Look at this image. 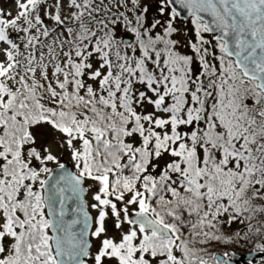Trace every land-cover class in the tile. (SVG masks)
Returning <instances> with one entry per match:
<instances>
[{
	"label": "snow or ice",
	"instance_id": "1",
	"mask_svg": "<svg viewBox=\"0 0 264 264\" xmlns=\"http://www.w3.org/2000/svg\"><path fill=\"white\" fill-rule=\"evenodd\" d=\"M238 255L264 264V0H0V264Z\"/></svg>",
	"mask_w": 264,
	"mask_h": 264
},
{
	"label": "water",
	"instance_id": "2",
	"mask_svg": "<svg viewBox=\"0 0 264 264\" xmlns=\"http://www.w3.org/2000/svg\"><path fill=\"white\" fill-rule=\"evenodd\" d=\"M243 254V253H240ZM258 257H256L255 259H257ZM235 264H248L247 259L241 260L239 255L236 257V262Z\"/></svg>",
	"mask_w": 264,
	"mask_h": 264
},
{
	"label": "rangeland",
	"instance_id": "3",
	"mask_svg": "<svg viewBox=\"0 0 264 264\" xmlns=\"http://www.w3.org/2000/svg\"><path fill=\"white\" fill-rule=\"evenodd\" d=\"M238 253H243V250L242 249H237L236 250Z\"/></svg>",
	"mask_w": 264,
	"mask_h": 264
},
{
	"label": "flooded vegetation",
	"instance_id": "4",
	"mask_svg": "<svg viewBox=\"0 0 264 264\" xmlns=\"http://www.w3.org/2000/svg\"><path fill=\"white\" fill-rule=\"evenodd\" d=\"M258 260H259V258H257V259H256V261H257V264H258Z\"/></svg>",
	"mask_w": 264,
	"mask_h": 264
}]
</instances>
